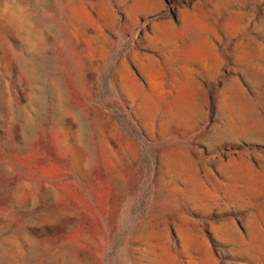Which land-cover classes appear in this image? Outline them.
Listing matches in <instances>:
<instances>
[{"label":"rangeland","instance_id":"374dc122","mask_svg":"<svg viewBox=\"0 0 264 264\" xmlns=\"http://www.w3.org/2000/svg\"><path fill=\"white\" fill-rule=\"evenodd\" d=\"M0 264H264V0H0Z\"/></svg>","mask_w":264,"mask_h":264}]
</instances>
